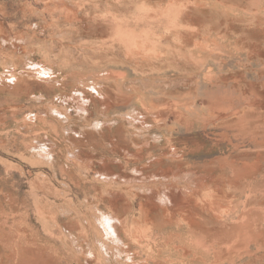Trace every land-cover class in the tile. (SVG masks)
<instances>
[{
  "label": "rangeland",
  "instance_id": "rangeland-1",
  "mask_svg": "<svg viewBox=\"0 0 264 264\" xmlns=\"http://www.w3.org/2000/svg\"><path fill=\"white\" fill-rule=\"evenodd\" d=\"M0 264H264V0H0Z\"/></svg>",
  "mask_w": 264,
  "mask_h": 264
},
{
  "label": "bare ground",
  "instance_id": "bare-ground-1",
  "mask_svg": "<svg viewBox=\"0 0 264 264\" xmlns=\"http://www.w3.org/2000/svg\"><path fill=\"white\" fill-rule=\"evenodd\" d=\"M196 178V177H195ZM198 186V185H197ZM180 200V199H179ZM172 202V201H171ZM179 204V203H178Z\"/></svg>",
  "mask_w": 264,
  "mask_h": 264
}]
</instances>
